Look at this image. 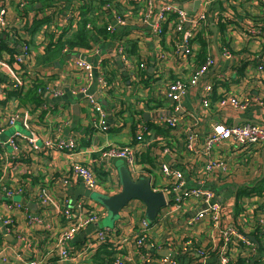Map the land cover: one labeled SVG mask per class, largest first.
<instances>
[{"label": "built area", "instance_id": "1", "mask_svg": "<svg viewBox=\"0 0 264 264\" xmlns=\"http://www.w3.org/2000/svg\"><path fill=\"white\" fill-rule=\"evenodd\" d=\"M6 1L9 0H0V136L3 135L7 128H13L14 132L8 135L4 142L0 141V161L2 158L5 160L8 158L9 162H11L21 158L23 152L32 154L55 150L73 156L76 152H79V141L76 138L62 137L60 130H58L52 139L46 138L43 140L42 136L47 125L46 118L42 117L39 112H36V115H22L5 102L7 100V91L21 88L35 80L33 79L35 76L29 72L30 70L26 65L28 61L31 62L32 58H34V51L28 43L24 42L26 39L22 34H20V38L23 39L20 44L22 46L21 53L15 54L14 59H12L11 53L7 49L2 48L4 40L7 39L9 43V36L13 35L12 29L15 27V25L11 26V20L8 18L9 8L6 5ZM203 1L202 8H198L194 13H190L186 8L177 5L176 2H169V0H112L99 4V6V0H50L45 5L42 1L17 0L15 11L17 13L16 21L19 20V14L29 12L28 8L30 6L38 9V11H35V16L38 19L53 16V23L49 27L43 26L41 29L39 28L35 36L37 41H39V47L46 50V46L50 42L65 40L71 36L76 31L82 18L81 13L87 10L90 5L96 4L94 17L97 26L105 27L112 34L116 32L117 36L115 38H106L96 33L98 36L91 40L89 48L71 50L66 45L62 49V54L68 63L71 64L72 62L74 64L72 71L74 73L77 72L76 77H79V73H84L90 78L93 76L95 65L85 59L83 54L99 56L97 75L101 82V88H105L109 92L114 88V81H109L107 78V75L111 74L112 70L106 66V61L109 58L105 55V47L110 48V44H114L120 61L127 68L135 67L132 61L134 57L127 50L126 40L133 39L132 36L134 34L143 33L138 29L141 26L150 28L149 30L153 36L159 39L165 34L166 23L168 22L167 25H170L173 32L179 35L176 53H182L186 57H195L197 49L195 38L197 34L206 26H211L214 22L218 23L221 20L220 15H208L211 0ZM260 1L264 4V0ZM37 5L39 8H36ZM65 10L68 12L62 16ZM224 16L225 20L232 18L229 14ZM131 20L133 25L130 24ZM87 28L95 32L92 22L87 24ZM119 28H123L121 34L118 33ZM247 32L251 37L264 35L261 25L256 27V25L250 24L247 27ZM135 42L137 43L136 40ZM211 49L207 53L205 61L194 67L189 80L179 78L169 82L167 86L169 89L168 97L173 103L170 114L164 115L161 113L155 120L153 119V123L152 120L147 122L139 120V128L136 131V138L133 144H109L103 146L98 149L97 160L101 163L109 159H121L125 162L134 178L147 176L152 184L153 176L149 173L151 171L142 167L138 157V153L143 149L142 145L146 139V134L152 130L150 124L170 127L173 130L178 129L183 111L181 106L182 96L188 92L191 86L199 85L200 81L203 80V77L216 62L214 55L211 54ZM222 52L223 55L231 57L229 48L224 47ZM159 56L165 58L166 53L160 51ZM23 62L27 71L21 66ZM138 68L145 69V63L141 62ZM257 71L260 74L264 72V62L261 60H259ZM1 78H5V80H1ZM76 83L74 82V85L78 87L77 90L84 96L83 98H85L87 105L90 107L93 117L91 127L103 133L109 132L111 127L108 122L107 110L103 107L100 100L89 93L88 86L79 87ZM46 86L55 95L62 93V90H59L60 88L56 89L50 85ZM213 89V84L207 83L204 85L202 105L205 108L210 107ZM10 100L13 101L15 99ZM218 103L221 107L228 105L237 109H246L248 107L247 102H241L234 96L223 97ZM44 107L49 109L46 105ZM18 124H21L29 134L16 129ZM40 140H42V145L39 143ZM204 141L203 149L210 159L215 145L221 141H231L234 146L240 149L264 143V125L252 122L241 125H226L219 122L213 126L212 132L207 133ZM4 145L8 146L9 151L6 150ZM163 145L161 148L162 153H169L171 148L166 143ZM196 145L197 134L191 131L186 138V148L188 151L197 152ZM3 150H6V152ZM159 165L163 176L175 180L173 185L170 186V190L175 194L172 197L166 196L165 191L159 190L152 185L155 191L164 192L166 198V204L156 220L149 222L145 216H141L138 225H131V228L130 224L127 225L125 222H123L125 225H115L114 228L97 227L95 231L86 233L80 249L72 248L71 243L80 236V233L86 229L89 230L91 225L98 224L102 218L108 215L105 206L97 201L93 203L79 201L76 203L73 202L72 198L64 197V207L56 211L63 217L65 224L55 234L51 229V225L46 224V218L41 214L31 213L29 209L23 208V204L18 201V197L27 196V188L23 184H21L22 186L14 183L10 184L7 182V173L1 172L0 195L6 203H3V211H1L2 205L0 206V235L2 238L4 233L12 235L16 239L17 244H15V248V245L12 246L6 240L3 239L2 241L0 238V262H10L11 253H14V257L20 260L22 264H50V262H53L49 259L51 256L56 257L55 263L52 264H82L81 260L84 257L95 254L101 246L109 244L111 245L110 249L117 248L120 250L112 256L111 264H180L182 257L187 264H230V262L237 260L238 257L245 258L246 264H264V257H259L260 244L248 234L251 230H253L251 232L255 233L260 230L262 231L261 236L264 237V219H255L261 212L264 214V194L258 196L262 197L263 201L259 204L261 209L257 206V212L250 215L247 214V217L242 211L239 212L243 222H246L247 218L250 221L249 229L244 230L242 223L238 224L236 222L235 213L231 214L229 206L225 207L214 199L215 194L211 189L206 188L203 184L183 189L185 187L184 173L165 161H161ZM223 165L222 160L211 158L204 166L203 173L206 175L205 171L213 172L216 168H220ZM6 166L4 164L2 169ZM77 179H81L89 191L99 192V178L92 166L86 163L73 162L67 170L60 174L57 182L63 188H66ZM36 196L39 200V205L44 208H48L54 202L53 197L44 189L38 191ZM191 200L199 202L200 208L184 221V226L190 231L189 234L178 233L173 228L164 239H161V235L158 234L154 236L160 228L168 225L169 222L173 223L171 217L175 216V212L184 211L185 205ZM133 202H136V204L133 205ZM138 208L146 211V206L141 200L134 199L130 201L121 210L119 220H123L125 214L126 218L129 214L132 216ZM17 210H23V216L29 226L39 227L43 229L42 231L52 232V234L40 235V241L35 244L32 243V234H25L15 224L14 213ZM228 219L231 221L230 224L227 221ZM154 228L155 231H153ZM195 230H198V232H195ZM132 239L137 258L132 257L126 251L124 252L122 248L124 243ZM22 244L23 247H20ZM48 246L51 249L42 253L41 248L47 249ZM155 251L158 252L159 256L154 254ZM162 252L167 253L162 255Z\"/></svg>", "mask_w": 264, "mask_h": 264}, {"label": "crops", "instance_id": "2", "mask_svg": "<svg viewBox=\"0 0 264 264\" xmlns=\"http://www.w3.org/2000/svg\"><path fill=\"white\" fill-rule=\"evenodd\" d=\"M197 1L169 0V2H176L177 5L186 8L190 13L202 8V2L204 1L201 0L199 5L196 6ZM16 2L17 0L6 1V5L9 8L8 18L11 20V26L15 25L14 31L19 32L26 40H29L31 35L24 29V22L21 16L28 15L30 19H34L36 17L35 11H38V9L30 6L28 8L29 12L19 14L18 18L20 21H16ZM38 5L40 6V4ZM38 5L35 7L39 8ZM67 12L65 10L62 16ZM225 14L232 16L230 18L232 23L228 25V29L223 36L219 32L217 22H214L211 26L209 25L212 30L208 36L211 41V54L214 55L216 62L203 77V80L200 81L199 85L191 86L188 92L182 96L181 106L183 111L179 127L176 130H169V136L163 141L171 148V151L164 154L161 150L162 147L159 145L158 147H153L155 165H142V167L145 169L151 168L149 173L153 176L152 185L159 190L165 191L166 196L172 197L175 193L170 190V186L173 185L175 180L163 176L159 167L161 161L168 162L172 167L184 173L185 187L183 189L197 187L200 184L211 189L215 194L214 199L225 207L229 206L231 214L235 213L236 222L238 224L242 223L244 230H248L250 221L247 218V220L245 219L246 222H243L241 215L238 214L239 210L236 208L237 191L242 187L253 186L264 177V143L240 149L234 146L231 141L218 142L210 159L222 160L224 165L216 168L213 172L204 170L206 175L203 173V169L210 159L203 148L205 136L208 132L213 131V126L216 123L241 125L252 122L264 125V72L260 74L257 71L259 60L264 62V35L251 37L247 32V27L250 24L256 25V27L261 25L264 30V4L260 0H211L208 15H220L221 20H223ZM130 24L133 25L132 20ZM213 26L216 28V32L213 31ZM138 29L143 33H137L132 36L133 40L137 41L140 49V56L135 55L134 57L133 55L134 59L132 61L135 67L127 68L120 61L114 44H110V48L105 47V55L109 58L106 61L107 68H111V70L115 68L119 72L114 77V88L109 92L105 88H101V82L97 75L99 56L83 54L85 59L95 65L93 76L90 78L84 73H79V77H76L77 72L74 73L72 71L74 64L72 62L71 64L68 63L66 58L61 57L59 54L50 57V63H47L49 65L37 64L38 57H45L46 53L44 52L46 51L39 47V41L34 36L30 46L34 51V58H32L31 62L28 61L26 63L30 70L29 72L35 76L33 79H40L44 84L53 86L52 88H60L59 90H62V93L55 95L45 86L39 91V95L42 97V102L39 104H26L25 101L21 106L19 99L5 101L22 115H36V112H39L42 117L46 118L47 125L45 131L43 130V140L46 138L52 139L54 134L60 130L62 137H72L79 141V152H76L73 156L53 150L50 152L30 153L28 156L25 154V157L23 154L21 158L11 162H9L8 158L6 160L2 158L0 161V173H7V182L19 185L18 181L23 179L21 184L28 190L27 196L18 197V201L23 204V208L29 209L33 214H41L46 218V224L51 225V229L55 234L65 224L63 217L56 211L64 207V197H70L76 203L79 201L95 202L91 198L94 192L89 191L81 179L74 180L70 186L63 188L57 182L58 173H63L75 161L86 163L92 166L99 178L100 193L107 195L118 193L121 190L118 166L121 163L125 164V162L120 159H109L100 163L97 160L98 149L109 144L131 145L135 141L133 126L136 125L137 131L140 121L147 122L152 120L153 123L157 118L155 117L157 114H170L173 103L168 97L169 89L167 86L169 82L179 78L189 80L194 67L197 66L194 61L195 57H186L182 53H176L179 35L173 32L170 25H167L165 34L159 39L153 36L148 27L141 26ZM22 30L23 32H21ZM224 47L230 49L231 57L223 55L222 50ZM21 48L22 46L19 44L17 52L21 53ZM160 51L166 53L165 58L159 56ZM141 62L145 63L149 73L144 74L142 77H140V69L138 68ZM21 66L26 70L24 62ZM1 80H5V78H1ZM74 82H77L76 84L79 87L88 86L89 93L100 100L103 107L107 110L108 122L111 127L109 132L103 133L91 127L93 117L90 107L87 105L85 98H83L84 96L77 90L78 87L74 85ZM207 83L213 84L214 89L210 107L205 108L202 105V92L204 85ZM226 96H234L241 102H247L248 107L246 109H237L229 105L221 107L218 100ZM158 102H162L164 106L156 108L155 105ZM44 105L49 109H46ZM8 130H13L14 132L13 128H7L3 135L0 136L1 142L7 139ZM191 131L197 134V152L188 151L186 148V138ZM26 134H29V132ZM159 139L161 140L162 138L159 137ZM39 143L42 145V140ZM4 147L9 151L7 145H4ZM142 147V150L146 149L144 143ZM6 150L3 151L6 152ZM4 164L7 166L2 169ZM27 173H31L34 179L24 176ZM42 189L54 199V202L48 208L39 205L40 203L36 196V193ZM262 201L263 198L258 196L242 197L241 204L245 207L242 213H245L247 217V214L250 215L257 212V206L260 208L259 204ZM3 203L6 202L0 195L1 211L4 210ZM134 204L136 202H133ZM199 208V202L195 200L189 201L185 205L184 211L175 212V216L171 217L173 223L169 222L168 225L160 228L154 236L158 234L161 235V239H164L173 228L178 233L189 234L190 231L184 226V221ZM125 211L127 210L125 209ZM145 212V210L138 208L132 216L129 214L126 218L125 214L124 219L118 220L116 225H125L123 222L127 223V225L130 224V228L131 225H138L140 217H146ZM14 215L18 229L25 232V234H32V243L35 244L40 241V235H44L41 234V232H44L42 231L43 229L29 226L23 216V210H17ZM260 218L264 219L263 212L256 216L255 219L261 220ZM227 221L229 224L231 223L229 219ZM99 223L91 225L89 230L86 229L87 231L84 230L80 233V236L71 243L72 248L80 249L86 233L95 231L97 227H100ZM153 231H155V228ZM251 231L248 234L260 244L259 257H264L262 231L259 230L256 233ZM195 232H198V230H195ZM48 233L52 234V232ZM0 238L2 241L3 239L6 240L12 246L17 244L16 239L10 234L4 233L3 238L1 235ZM50 246L47 247V251L51 249ZM20 247H23V244ZM134 247L132 239L124 243L122 248L124 252L126 251L132 257L137 258ZM13 254L11 253L10 262H0V264H22ZM94 255L91 254L84 257L81 263L98 264L93 258ZM49 259L53 261L50 262L52 264L55 263L56 257L51 256ZM180 264H187L183 257L180 259Z\"/></svg>", "mask_w": 264, "mask_h": 264}, {"label": "trees", "instance_id": "3", "mask_svg": "<svg viewBox=\"0 0 264 264\" xmlns=\"http://www.w3.org/2000/svg\"><path fill=\"white\" fill-rule=\"evenodd\" d=\"M32 1H42L45 5L50 0H32ZM110 1L112 0H99L98 6L99 4H103L105 2H110ZM115 5H117V3H115ZM95 8H96V4H92L87 8V10H84L81 13L82 18L78 23V27L76 31L71 36L67 37V39L65 40L52 41L49 44H47L46 50H45L46 52H44L46 53V55L45 57H42V56L38 57L37 64L44 65V66L49 65L47 63H50L49 61L50 57H53V55L55 54H59L61 55V57L64 58V55L62 54V49L66 45L69 46L71 50H75V49L79 50L80 48H89L91 40H94L98 36L96 33L106 38L107 37L115 38L117 36L116 32L112 34V33H109L105 27L97 26L96 19L94 17ZM24 13H27V12H24ZM21 19L24 22L23 24L24 29L26 30L28 34L31 35V39L29 38V40H24V42L28 43L29 46H31L33 38L34 36H36V33L39 31V28L41 29L43 26L49 27L53 23V16L44 17L42 19H38L36 17L34 19H30L28 15H22ZM231 20L232 19H229V20L223 19V20H220V22H218L219 32L222 36L227 31L228 25L232 23ZM89 22H92V24L94 25L95 32L92 29L87 28V24ZM167 23H166V28H167ZM122 30L123 28H119L118 33L121 34L123 32ZM12 31H13V35L9 36L10 45L7 39L4 40L3 44L2 43L1 44H2V48L7 49L11 53L12 59H14L16 56L15 54L19 53L17 52L18 45L22 43L23 39L20 38L19 32L17 33L16 31H14V28L12 29ZM210 31H212L210 26H206L203 30H201L197 34L195 38V41L197 43V49H196V56L194 58L195 59L194 61L196 65L202 64L205 61L208 51L210 50V48H212L210 38L208 37ZM126 43H127V50L129 54H131L132 56L134 55V57L135 55L140 56L139 46L133 39L126 40ZM117 73L119 72H117L116 69L114 68V70L111 71V74L109 73L111 77L107 75L108 80L114 81V77L118 75ZM139 74H140V77H142L144 74H149V73H148V70L145 68V69H140ZM45 86L46 84H44L43 81H41L40 79L38 80L35 79V80H32L31 83H28L27 85L21 88L7 91L6 99L7 100H10L13 98L15 100L19 99L21 106L24 104L25 101H26V104L27 103L39 104L40 102H42L41 101L42 97L41 95H39V91L43 89ZM162 106H164L162 102H158L155 105L156 108H159ZM150 125H151L152 130L146 134L147 138L144 141V146L146 149L141 150L138 153V157H139L140 164L154 166L155 164L153 160L155 157L153 155V147H158V145L160 147H163L164 146L163 141H165V138L169 136L170 134L169 130H171L172 128L165 127V126H158L156 124H150ZM133 129H134L133 133L136 138V133H135L136 125L133 126ZM159 137H161L162 139L160 140ZM23 154H25V152H23ZM29 154L30 153L27 152L26 156H28ZM96 170H98V168H96ZM147 170L151 171V168H147ZM24 176L31 177V179H34L31 173H27V175H24ZM56 176L57 174L55 175V178ZM58 178H60V173H58ZM18 182H19V185H21V183L23 182V179L19 180ZM263 194H264V177L260 181H258L256 184H254L253 186L242 187L237 191V199L235 202L236 208H238L239 212L240 211L243 212L245 207H243V205L241 204L242 197L261 196ZM41 234L49 235L48 232H41ZM110 246L111 245L109 244L103 245L97 250V252L93 256L95 262H97L98 264H111L112 256H114V254L120 250H118L117 248L110 249L109 248ZM46 250H47L46 248H41L42 253H45ZM154 254L156 256H159L157 251H155ZM230 264H246V259L242 257H238L237 260L230 262Z\"/></svg>", "mask_w": 264, "mask_h": 264}, {"label": "water", "instance_id": "4", "mask_svg": "<svg viewBox=\"0 0 264 264\" xmlns=\"http://www.w3.org/2000/svg\"><path fill=\"white\" fill-rule=\"evenodd\" d=\"M199 2H201V0L196 2V6L199 5ZM213 31L216 32L214 26ZM159 115L160 114H157L155 117ZM118 173L121 183V190L118 193L107 195L100 192L94 194V192L91 198L107 208V217L113 220V222L119 220L121 210L127 206L130 201L134 199L141 200L146 206V218L149 222H154L166 204L164 192L155 191L152 187L150 178L147 176H142L137 179L134 178L129 168L123 163L118 166ZM113 226L114 224L111 227L114 228L115 226ZM166 253L167 252H162V255H166Z\"/></svg>", "mask_w": 264, "mask_h": 264}, {"label": "rangeland", "instance_id": "5", "mask_svg": "<svg viewBox=\"0 0 264 264\" xmlns=\"http://www.w3.org/2000/svg\"><path fill=\"white\" fill-rule=\"evenodd\" d=\"M4 98V97H3ZM19 130H22L23 132H25V133H28V131H26V130H24L22 127H21V125H18V127H17ZM13 132V130H8V135L9 134H11ZM121 160V159H120ZM94 194H96V193H94ZM118 221V220H117ZM117 221L115 222H113V220H111L110 218H108L107 216L106 217H104V218H102L101 220H100V223H99V225H100V227H111L113 224H114V226L116 225V223H117ZM113 226V227H114ZM112 228V227H111Z\"/></svg>", "mask_w": 264, "mask_h": 264}]
</instances>
